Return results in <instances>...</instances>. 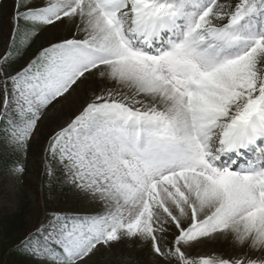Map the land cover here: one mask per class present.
Segmentation results:
<instances>
[{"label": "snow or ice", "instance_id": "6c2138e0", "mask_svg": "<svg viewBox=\"0 0 264 264\" xmlns=\"http://www.w3.org/2000/svg\"><path fill=\"white\" fill-rule=\"evenodd\" d=\"M24 8L14 28L70 20L76 33L4 81L0 131L10 145L23 152L42 111L82 78L105 85L48 149L66 182L104 210L53 214L30 253L82 264L98 246L127 240L150 242L169 264H264V0ZM170 226L175 237L163 249L157 234ZM205 240L229 241L233 254L189 253Z\"/></svg>", "mask_w": 264, "mask_h": 264}, {"label": "trees", "instance_id": "16d2710c", "mask_svg": "<svg viewBox=\"0 0 264 264\" xmlns=\"http://www.w3.org/2000/svg\"><path fill=\"white\" fill-rule=\"evenodd\" d=\"M6 0H1V2ZM23 0H10V10H0V41L4 39L10 40V46L3 56L0 57V101L4 95V81L8 77L23 74L34 61L41 57V54L49 49L54 43L43 34H36L32 39H28L27 35L32 32L29 23L19 21L15 23L12 19L14 12L24 11ZM223 2V0H221ZM229 3H235L236 0H228ZM2 8V7H0ZM5 18V19H4ZM5 20V22H4ZM6 31V32H5ZM15 33V34H14ZM7 56V62L4 63L3 57ZM3 84V85H2ZM5 86V85H4ZM10 88L11 85L9 84ZM0 128L3 125L0 124ZM4 131H0V140H2ZM39 137L33 141H29L23 152L12 147L11 149H0V175L11 172V170L19 165L23 171L18 175L19 184V206L16 210L6 207H0V264H44L33 256L30 251L29 240L35 239L37 230L43 224H46L53 214L65 215L70 217L73 210L79 209L80 200L67 210L64 206L70 195H77V189L66 183L62 184L60 178L64 175L60 168V177L47 175L46 171L42 175V185H32L27 178L25 165L31 154L41 152L40 146L44 140H49V146L52 138H46L41 132ZM47 154L49 158L48 149ZM35 188L37 192V205H33L30 190ZM58 196L59 208H54L55 198ZM78 204V205H77ZM69 211V212H66ZM143 264V259L137 252V249L129 247H116L114 250L105 252L101 249L98 251L97 264Z\"/></svg>", "mask_w": 264, "mask_h": 264}, {"label": "rangeland", "instance_id": "374dc122", "mask_svg": "<svg viewBox=\"0 0 264 264\" xmlns=\"http://www.w3.org/2000/svg\"><path fill=\"white\" fill-rule=\"evenodd\" d=\"M9 1L10 0L1 2L0 0V7H2L0 10H4V15L5 11L10 10L11 4ZM22 2L30 4L33 7L42 6L43 4V0H23ZM30 26L31 30L36 31L33 25L30 24ZM33 33H30L27 37L32 39V37L38 33L45 35L53 42L60 43L64 39L73 38V35L76 33V23L70 20L58 21L53 25L40 26L39 30ZM9 46V39L0 41V57L5 54ZM4 87L5 86L3 85V88ZM103 87H105V85L94 75L88 76L87 79L82 78L77 82V84L73 85L67 93L61 97H57L42 111L40 119L37 121V125L27 142L42 137V135H40L41 132L44 136H46V138L54 137L59 131L66 128L83 112L84 108L92 101L93 97L98 94ZM0 102H2V100ZM12 147L13 146L8 143L6 134H4L2 140H0V149L5 150L11 149ZM39 149H41V152L37 151L31 154L25 165L27 178L31 181L32 185L37 186V188L42 185V175L49 166L54 177H60V174H62L60 173V166L56 164L52 158H49L47 154V149H49V140H44ZM18 175L19 173H13L12 171L5 173L4 175H0V207H6L12 210H16V208H18V193L20 190ZM60 181L63 185L67 183L65 175L60 178ZM30 194L33 200V205L36 206L38 197L34 187L30 190ZM58 196L59 195L55 198L54 208H59ZM78 200L81 201V203H79V209L73 210L71 217H93L101 214L104 210L101 203L85 196L79 190H77L76 196L70 195L67 203L62 207L69 210L72 205L78 203ZM174 237L175 228L174 226H170L167 233L157 234L158 245L163 249L170 248ZM52 247L56 246L52 245ZM116 247H129L137 249V252L144 261L143 264H169L168 260L155 255L151 249L150 242L142 243L139 241L133 242L125 240L110 249L104 247H101V249L108 252L112 249L114 250ZM99 250L100 247L98 246V250H96L94 254H91L89 257H86L82 264H97ZM189 253L191 255H210L213 253H219L227 256L233 254V249L231 248L229 241L205 240L203 243L191 248ZM41 263L43 262L41 261Z\"/></svg>", "mask_w": 264, "mask_h": 264}]
</instances>
